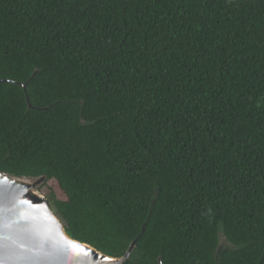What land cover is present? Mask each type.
Listing matches in <instances>:
<instances>
[{
    "label": "trees",
    "instance_id": "16d2710c",
    "mask_svg": "<svg viewBox=\"0 0 264 264\" xmlns=\"http://www.w3.org/2000/svg\"><path fill=\"white\" fill-rule=\"evenodd\" d=\"M0 81V172L71 238L264 264V0H0Z\"/></svg>",
    "mask_w": 264,
    "mask_h": 264
},
{
    "label": "water",
    "instance_id": "95a60500",
    "mask_svg": "<svg viewBox=\"0 0 264 264\" xmlns=\"http://www.w3.org/2000/svg\"><path fill=\"white\" fill-rule=\"evenodd\" d=\"M21 86L26 92L27 84ZM46 180L0 172V264H124L131 257L139 238L122 258L71 238L49 197L40 193Z\"/></svg>",
    "mask_w": 264,
    "mask_h": 264
},
{
    "label": "rangeland",
    "instance_id": "374dc122",
    "mask_svg": "<svg viewBox=\"0 0 264 264\" xmlns=\"http://www.w3.org/2000/svg\"><path fill=\"white\" fill-rule=\"evenodd\" d=\"M40 193H42L46 197H50L51 191L48 187L45 186L40 189Z\"/></svg>",
    "mask_w": 264,
    "mask_h": 264
}]
</instances>
